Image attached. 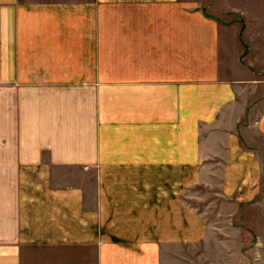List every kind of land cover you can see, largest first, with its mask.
Returning <instances> with one entry per match:
<instances>
[{
  "label": "crops",
  "instance_id": "crops-1",
  "mask_svg": "<svg viewBox=\"0 0 264 264\" xmlns=\"http://www.w3.org/2000/svg\"><path fill=\"white\" fill-rule=\"evenodd\" d=\"M0 264H264V0H0Z\"/></svg>",
  "mask_w": 264,
  "mask_h": 264
},
{
  "label": "rangeland",
  "instance_id": "rangeland-1",
  "mask_svg": "<svg viewBox=\"0 0 264 264\" xmlns=\"http://www.w3.org/2000/svg\"><path fill=\"white\" fill-rule=\"evenodd\" d=\"M201 196H202V198H200ZM210 198L211 199H217V200L220 201L222 197L219 194L213 193L211 190H209V188H207V186L206 187L205 186L194 187L193 191H190V193L187 196V199H189L191 204H193L194 206H198V207H200L202 209H205V207H206L205 203ZM211 215H213V212H211ZM258 224H261L260 220L256 221L252 225L253 229H257ZM258 230H259V228L257 229V231ZM252 232H254V231L252 230ZM237 245L240 247L239 243Z\"/></svg>",
  "mask_w": 264,
  "mask_h": 264
}]
</instances>
